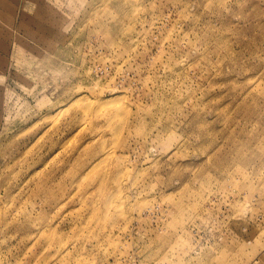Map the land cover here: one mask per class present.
Returning <instances> with one entry per match:
<instances>
[{
	"label": "rangeland",
	"instance_id": "374dc122",
	"mask_svg": "<svg viewBox=\"0 0 264 264\" xmlns=\"http://www.w3.org/2000/svg\"><path fill=\"white\" fill-rule=\"evenodd\" d=\"M0 264H264V0H0Z\"/></svg>",
	"mask_w": 264,
	"mask_h": 264
}]
</instances>
